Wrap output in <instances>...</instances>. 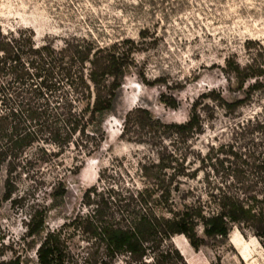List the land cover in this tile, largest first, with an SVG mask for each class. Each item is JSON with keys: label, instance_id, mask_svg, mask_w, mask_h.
I'll return each instance as SVG.
<instances>
[{"label": "trees", "instance_id": "1", "mask_svg": "<svg viewBox=\"0 0 264 264\" xmlns=\"http://www.w3.org/2000/svg\"><path fill=\"white\" fill-rule=\"evenodd\" d=\"M138 37L142 43L122 38L99 44L72 36L57 47L48 40L37 43L29 28H0L2 199L27 211L20 235L0 227V264H187L172 244L174 236L198 251L208 242H226L233 228L243 237L250 233L264 251V120L238 124L241 145L207 151L203 160L220 181L207 182L205 199L189 202L191 190L182 191L183 181L197 176L192 142L212 116L205 115L210 110L205 100L234 113L250 96L228 102L214 90L191 103L181 124L163 123L141 107L126 113L119 138L151 149L137 162L139 185L105 186L99 174L103 185L86 189L80 209L49 227L50 214L68 195L67 176L80 171L65 168L63 157L91 158L102 148L105 122L136 68L147 31ZM245 43L250 61L241 66L227 57L222 68L238 91L249 80L254 81L249 89L264 85V46ZM160 101L178 107L173 98ZM19 184H25L23 191ZM42 188L47 201L39 203L34 199Z\"/></svg>", "mask_w": 264, "mask_h": 264}, {"label": "rangeland", "instance_id": "2", "mask_svg": "<svg viewBox=\"0 0 264 264\" xmlns=\"http://www.w3.org/2000/svg\"><path fill=\"white\" fill-rule=\"evenodd\" d=\"M0 28H29L37 43L48 40L57 47L72 36L88 37L99 44L122 38L142 43L138 33L147 31L143 50L135 55L136 68L124 79L115 111L105 122L102 148L91 158L73 161L74 154L63 157L65 168L80 171L67 176L68 195L62 207L50 214L51 228L60 225L61 218L73 216L80 209L83 192L94 185H139L137 162L151 155V149L119 138L121 121L133 109H146L166 124H181L187 120L191 103L208 90L220 93L228 102L250 95L234 113L205 100L210 107L205 115L212 116L205 118L203 134L192 142L195 160L191 163L197 176L183 181L182 187V191L192 192L189 202L199 196L205 199L207 182L220 181L208 167L211 162L203 160L207 151H215L219 145H241L238 124L253 117L264 120V85L249 89L254 84L249 80L238 91L236 83L227 81L222 73L227 57L241 66L250 61L246 41L264 46V0H0ZM161 96L175 99L178 107H166ZM99 174L103 184L98 182ZM2 183L3 176L0 227L20 235V221L27 211L12 208L2 199ZM24 188L25 184H19V191ZM43 191L34 200L47 201ZM171 241L187 264H264L257 239L250 233L243 237L236 228L226 242H208L198 251L183 236Z\"/></svg>", "mask_w": 264, "mask_h": 264}, {"label": "bare ground", "instance_id": "3", "mask_svg": "<svg viewBox=\"0 0 264 264\" xmlns=\"http://www.w3.org/2000/svg\"><path fill=\"white\" fill-rule=\"evenodd\" d=\"M176 245L179 246V242H177Z\"/></svg>", "mask_w": 264, "mask_h": 264}, {"label": "water", "instance_id": "4", "mask_svg": "<svg viewBox=\"0 0 264 264\" xmlns=\"http://www.w3.org/2000/svg\"><path fill=\"white\" fill-rule=\"evenodd\" d=\"M181 254V253H180Z\"/></svg>", "mask_w": 264, "mask_h": 264}]
</instances>
